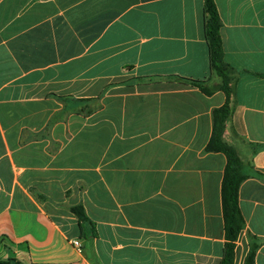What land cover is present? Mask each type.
<instances>
[{
	"label": "crops",
	"instance_id": "crops-1",
	"mask_svg": "<svg viewBox=\"0 0 264 264\" xmlns=\"http://www.w3.org/2000/svg\"><path fill=\"white\" fill-rule=\"evenodd\" d=\"M214 3L247 176L234 264L251 238L264 264V0ZM204 21V0H0V264L220 263L226 96L184 83L220 84Z\"/></svg>",
	"mask_w": 264,
	"mask_h": 264
},
{
	"label": "trees",
	"instance_id": "trees-1",
	"mask_svg": "<svg viewBox=\"0 0 264 264\" xmlns=\"http://www.w3.org/2000/svg\"><path fill=\"white\" fill-rule=\"evenodd\" d=\"M204 35L208 48L209 68L220 78L217 88H207L206 81L185 80V84L197 87L205 95H211L214 91H222L226 96L224 105L212 112V133L206 146V152L221 153L226 158V166L221 183V203L224 223V246L222 258L219 264H234L236 242L240 233L244 230L245 223L242 217L238 193L242 182L247 178L245 167L235 150L224 143L223 133L226 122L232 115L230 107V76L229 69L223 60V51L220 38L221 22L214 0H204ZM70 211L81 223L86 222L82 206H74ZM258 244L255 239H250L249 252L245 264H254V258Z\"/></svg>",
	"mask_w": 264,
	"mask_h": 264
},
{
	"label": "rangeland",
	"instance_id": "rangeland-1",
	"mask_svg": "<svg viewBox=\"0 0 264 264\" xmlns=\"http://www.w3.org/2000/svg\"><path fill=\"white\" fill-rule=\"evenodd\" d=\"M76 109L77 110H80V109H82L83 110V112H87V111H90V110H92V107L91 106H88V105H84V104H79V105H77L76 106Z\"/></svg>",
	"mask_w": 264,
	"mask_h": 264
},
{
	"label": "built area",
	"instance_id": "built-area-1",
	"mask_svg": "<svg viewBox=\"0 0 264 264\" xmlns=\"http://www.w3.org/2000/svg\"><path fill=\"white\" fill-rule=\"evenodd\" d=\"M72 244H73V246H74L76 249H78V250L81 249V246H80V243H79L78 240L73 241Z\"/></svg>",
	"mask_w": 264,
	"mask_h": 264
}]
</instances>
